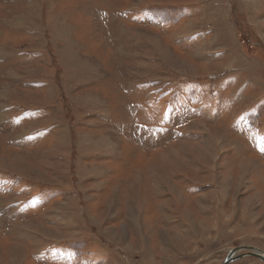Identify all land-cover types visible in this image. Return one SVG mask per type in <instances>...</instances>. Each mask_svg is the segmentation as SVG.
Masks as SVG:
<instances>
[{
    "label": "rangeland",
    "instance_id": "1",
    "mask_svg": "<svg viewBox=\"0 0 264 264\" xmlns=\"http://www.w3.org/2000/svg\"><path fill=\"white\" fill-rule=\"evenodd\" d=\"M242 246L264 252V0H0V264Z\"/></svg>",
    "mask_w": 264,
    "mask_h": 264
},
{
    "label": "water",
    "instance_id": "2",
    "mask_svg": "<svg viewBox=\"0 0 264 264\" xmlns=\"http://www.w3.org/2000/svg\"><path fill=\"white\" fill-rule=\"evenodd\" d=\"M247 257H254L264 263V252L262 250L242 246L230 251L222 264H234Z\"/></svg>",
    "mask_w": 264,
    "mask_h": 264
},
{
    "label": "bare ground",
    "instance_id": "3",
    "mask_svg": "<svg viewBox=\"0 0 264 264\" xmlns=\"http://www.w3.org/2000/svg\"><path fill=\"white\" fill-rule=\"evenodd\" d=\"M132 225V224H131Z\"/></svg>",
    "mask_w": 264,
    "mask_h": 264
}]
</instances>
